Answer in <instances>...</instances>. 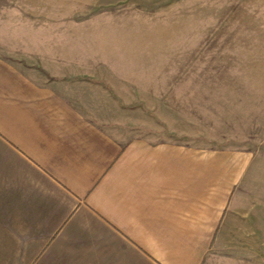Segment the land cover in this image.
Segmentation results:
<instances>
[{"label": "crops", "instance_id": "crops-1", "mask_svg": "<svg viewBox=\"0 0 264 264\" xmlns=\"http://www.w3.org/2000/svg\"><path fill=\"white\" fill-rule=\"evenodd\" d=\"M0 264H264V157L117 139L0 55Z\"/></svg>", "mask_w": 264, "mask_h": 264}, {"label": "rangeland", "instance_id": "rangeland-1", "mask_svg": "<svg viewBox=\"0 0 264 264\" xmlns=\"http://www.w3.org/2000/svg\"><path fill=\"white\" fill-rule=\"evenodd\" d=\"M0 55L117 139L264 157V0H0Z\"/></svg>", "mask_w": 264, "mask_h": 264}]
</instances>
